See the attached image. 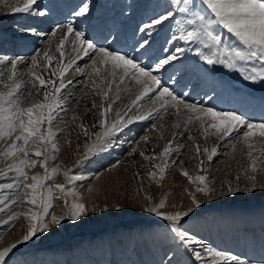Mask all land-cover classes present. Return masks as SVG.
Instances as JSON below:
<instances>
[{"label": "snow or ice", "instance_id": "snow-or-ice-1", "mask_svg": "<svg viewBox=\"0 0 264 264\" xmlns=\"http://www.w3.org/2000/svg\"><path fill=\"white\" fill-rule=\"evenodd\" d=\"M21 3L23 6H16L12 11L31 15L35 6L36 16L45 17L47 15L46 11L39 7L37 0H21ZM88 13L87 3H81L74 10L73 15L85 17ZM165 22H168L174 29L167 41L173 46L163 48L162 55L149 56L154 43L155 28L162 26ZM60 29H66L56 47L60 59L50 74L56 79H45L42 75L31 71V68L38 65L37 57L41 55L40 53H36L31 58V67L26 73L32 78L33 88L37 87L36 82L38 81L40 89L44 90L43 101L40 103L24 108L17 96L22 87V83L16 82L18 64L24 62V57L13 59L7 56L0 57V64L5 65L10 73L6 79L12 82L4 85L9 89L7 92H0V140L5 142L11 140L3 155L16 158L7 169L0 171V175L14 174L13 182L0 184V190H11L15 197L10 203H6L9 200L7 196L0 199V205H2L0 213H5L12 205L30 206L26 212H14L5 221L13 225L20 216H24L28 223L25 233L19 240L0 250V264H10L18 245L51 231L53 227L61 226L65 219L76 222L88 214L89 209L82 202V194H77L72 187L73 182L81 181L84 177L72 174V169L69 168L63 172L66 184H56L54 178L59 174L60 167L58 165L49 167V162L55 159V153L59 150V146L54 143L57 133L52 125L58 120L57 112L63 108L65 102L61 93L73 83L70 77L66 78V74L73 69L74 65H77V61L82 57H88L91 61L86 65V69L90 71L82 70L78 65L74 70L78 73L86 71L92 80L94 89L99 88L96 78L101 77V66H103L107 76L101 82L106 84V88H100L97 95L102 97L106 105L102 103L99 108V131L90 133V130L82 123L79 125L85 136L94 137V139L90 145H85L84 157L76 161L78 167H86L95 156L108 150L114 141L119 140V134L133 123L152 119L154 116L159 119L169 109H175L177 117L182 114L185 117V131L189 130L188 126L198 123L205 140L209 136L216 137L222 142L231 138L233 152L236 151L237 144L242 143L246 147V156L250 163L247 168L243 169V176L240 174L235 176V186L232 181H228L226 191L223 188L219 191L220 196L264 191V118L256 121L235 110H217L195 102H186L182 98L184 94H177L170 90L168 82L164 81L161 75L167 66L180 59V54L195 50L197 58L206 65L221 66L241 74L246 81L264 83V0H170L165 12L153 17L140 27L139 31L144 35L131 52L110 50L96 44L83 31L75 28L71 21L60 25L51 32V35L55 36L56 31ZM23 31L31 32L32 30L28 28ZM35 34L39 35V33ZM69 36L73 37L72 51L76 53V56L65 63V52L62 49ZM179 42L197 45V47L195 49L185 48ZM200 46L207 49V53L200 51ZM43 58L47 62L45 67L51 68L53 57L48 51L43 53ZM246 65L251 67H245ZM3 75L4 71L0 70V77ZM107 77H111V80ZM117 78L119 84H124L126 81L134 82L141 90L127 110H117L114 112V118H109L110 114H113V105L120 98L119 85L115 95H109ZM23 86L26 87V84ZM145 98L153 105L159 102L158 107L146 114L129 116L133 107H137L138 102L145 101ZM92 107H97L95 102ZM73 119L77 117L74 116ZM45 123L48 127L42 130ZM92 127L95 128L97 125L94 123ZM172 127L180 128L181 124L173 123ZM152 128L155 129V124ZM175 135L174 133L173 136ZM254 138H259L260 142L254 143ZM142 139L145 143L148 142L147 136ZM187 139L193 141L197 156L206 158L209 164L218 155L217 146L207 144L201 146L193 140L191 135H188ZM30 142L37 147V150L33 151L29 147ZM184 147L182 144L174 143V140H169L159 154L146 155L145 150L139 149V146L130 149L129 154L135 155L138 152L140 157L154 162L152 163L154 170L149 172V177L151 180L157 178L163 180L169 163L180 166L176 161H170L169 158L174 151L182 150ZM257 148L260 149L259 155H254ZM204 158L198 161L200 173L208 171L204 167ZM156 161L159 162L155 163ZM37 164L40 169H43V174L36 173L30 176L27 170L36 168ZM136 175L140 178L139 173ZM181 175L186 177L190 184L195 185L194 191H188L190 204L186 208L181 204L169 205L166 198L154 202L150 195L145 194L146 204L142 211L158 219L165 228L175 231L179 241L177 251L182 250L190 254L194 264H211L214 258H219L222 264H239L234 255L208 248L194 235L184 230V225L192 218V214L201 208V202L196 194L200 193L211 200L216 196L217 189L214 182H210L205 174H197L193 177L181 168ZM91 190V188L88 189V191ZM57 193L63 194L65 198L64 202L68 208L66 217L56 216L49 211L54 206L53 201L60 198ZM69 196L73 198L71 202L67 199ZM115 209L120 211L121 206L117 204ZM97 210L107 212L109 208L95 206L92 208V211ZM166 264H180L176 253L168 257Z\"/></svg>", "mask_w": 264, "mask_h": 264}, {"label": "rangeland", "instance_id": "rangeland-1", "mask_svg": "<svg viewBox=\"0 0 264 264\" xmlns=\"http://www.w3.org/2000/svg\"><path fill=\"white\" fill-rule=\"evenodd\" d=\"M46 1L47 4L51 3V0ZM74 1H77V3L79 1L80 4L81 1L82 3L86 2L89 8L93 7V9H95L90 15L89 13L87 14L89 15L88 19L82 24L83 27L79 29L81 31L85 30L83 31L85 34L91 31L100 33L107 30L109 22L112 23L115 20L114 11L117 9L119 16L121 15V19L117 25L119 26L123 20L124 23L122 22L123 25L122 28L120 26L119 33L114 35L115 38H112L113 42H116L118 39L125 36V31L128 30L131 18L143 25L153 17L165 12L170 2V0H129V2H127V0ZM46 8L50 10L48 6H46ZM136 8L137 12L135 11ZM73 12L71 14H73ZM107 17L108 23L105 20ZM83 18L84 17H76L75 21L77 23L81 22ZM166 23L167 22L162 26H157L155 28L153 46L156 45L157 39L160 38V33ZM118 26L111 28L112 30L114 29L112 33L118 28ZM172 31L173 28L171 26L162 39L167 42L170 38L169 33ZM133 34L136 39L142 36L139 35V31L136 32V34ZM89 36V39H92L94 34L91 33ZM140 40H138V43ZM109 42L110 40L104 41L102 45L105 46ZM179 43L183 47L186 46L183 42ZM157 44H159V42ZM135 46L136 45L133 44L134 48ZM192 46L193 49L197 47V45H191V48ZM157 47L158 46L156 45V49L154 48L156 51ZM199 50L207 53V49H204L202 46L199 47ZM22 51L23 53L26 52L24 50ZM19 52L18 49V53ZM246 66L251 67L250 65ZM215 68L223 70L224 74L231 73L233 77H236L239 81L238 83L244 82V95L250 93L249 95L251 96L256 95L257 97L264 99V96H262L264 95V83L245 82L242 75L233 70L220 66H216ZM6 83L11 84L12 82L4 80L0 86V92H7L9 90L4 87ZM200 94L197 95L201 96ZM119 97L120 98L114 105L123 102L121 94H119ZM132 114L133 113L130 115ZM125 119H127V117H125ZM143 121H137L133 123L132 126L130 125L128 128L124 129V131L119 134V140L124 137H135L136 130L134 128H138L139 124ZM54 126H56V124H54ZM99 130L100 129H98V131ZM157 137L158 139L155 140L150 148L152 153L155 154H159L164 147V145H161V135L158 134ZM92 139H94V137L89 138L83 135L81 139L83 141L82 146L78 151L74 152L73 155H70V158L58 150V152L55 153V159L49 162V167L58 165L60 169L62 168L63 170L71 168L72 174L82 175L84 177L81 181L73 182L72 187L77 194H82V202H84L89 209L88 214L81 218V220L85 219V222L78 225V227H85L77 231H72V227H69V225L73 222L65 219L61 226L52 229V231H54L53 233L57 235L61 234L63 237L58 239V236L55 237L51 235L54 238L50 236L45 237L50 239H45L46 241H43V239H41L42 234L34 237L28 244L18 245V248L14 250L15 255L10 264H166L168 257L173 253H176L177 258L180 260V264H194V262L191 261L190 254H186L182 250L177 251L179 241L178 235L174 230L165 228L162 222L153 218L150 214H147L146 218L133 217L137 219L131 220L130 218L132 217H129V214L126 213L127 211L123 213L121 210L117 211L115 205L119 204L121 206L125 203L127 204V202H124V199H126V201L130 200L129 204L133 203V207L137 205L143 207L146 204L144 196L145 194H148L153 198L154 202L166 198L169 205L181 204L186 208L190 204L188 191H194L195 185L190 184L184 176H182V179L179 182L172 184L168 183L166 175L170 173L169 166L171 163L168 165L163 180L157 178L156 180L150 179V182H146L145 180H142L141 182L138 177L136 179L134 172H138L141 167H144L146 176H149V172L154 170L153 168L150 169V166H148L150 165V162L142 160L144 158H141L140 161L132 160L130 163L123 161V157L116 156V150L119 149L118 143H113L108 150L95 156L86 167H78L76 161L84 157L86 152L85 145H90ZM246 151H244V155L246 154ZM174 153L178 154V159L180 160H178L180 166H177V175L181 174V168H183V170L185 169L190 175H192L193 172L191 173V170L193 171V167L195 168L196 164H190L189 162L196 161L199 156L192 152V150L189 149L186 151L184 148L182 150L174 151L173 154ZM223 153H225V155H221ZM258 153V149H256L254 155ZM218 154L219 155L209 164L210 170H212L211 168L219 169L217 176L215 175L214 178L212 177L210 181L214 182L217 189L216 196L209 200L200 193L196 194L201 203L206 202L205 205L207 208L197 209L195 213L192 214V218L188 223L184 225V230L189 234L194 235L208 248L221 250L234 255L237 260H241V264H247L248 262H251L252 264L255 262L258 264H264V260L258 259L259 261H253L250 259L252 255L260 256L261 258L264 257V201H259V203L252 205H249L248 203L258 197L264 196V191L258 190L259 194H255L254 196H248L243 192L239 194L236 193L235 195L220 196L219 191L222 188L226 191L228 181H232L233 186H235V176L237 174L243 176V169L247 168L249 163L246 165L241 163L238 164L239 162L237 163L238 165L235 164L238 160L237 154L231 149H218ZM185 158L188 162L184 161L182 164L181 160H185ZM244 158L247 157L243 156L242 159ZM158 162L159 161H156V163ZM113 165L116 166L113 167ZM38 166L39 165L37 164L36 168L28 169V174L30 176L36 173L42 175L43 170L40 172ZM59 175L60 172L55 176L54 183L66 184L64 175L63 182L60 183ZM229 175L231 179L229 178ZM96 176L99 178L95 180L94 177ZM164 181L170 186V190L166 196L160 197L148 192V185H156L160 187L162 185L159 184L164 183ZM10 182H13V179ZM89 188L92 190L88 191ZM133 192L135 195L131 198L130 194ZM57 195H59L60 198L53 201L54 206L51 207L49 211L53 214L54 209H56V216L66 217L68 208L64 202L65 198L63 194L57 193ZM168 197H172V199L167 200ZM67 199L71 202L73 198L69 196ZM259 199L261 200V198ZM94 206L97 208L108 207L109 210L107 212H101L99 210L92 211ZM28 207L30 206L21 205L17 210L18 212H26ZM131 213H135V211L132 210ZM9 216L11 215H9L8 212L1 214L0 221L3 222V224H7L5 221L9 219ZM109 218H111V220H108ZM95 220H98V223L95 222L91 224ZM80 221L78 222L80 223ZM27 223L28 221L24 216H20L11 227H17L19 224V234L22 232L24 234ZM15 236V234L12 235V237ZM197 247H199V245ZM0 250L3 249L1 248ZM217 259L219 258H214L211 263ZM217 263L219 264V262Z\"/></svg>", "mask_w": 264, "mask_h": 264}, {"label": "bare ground", "instance_id": "bare-ground-1", "mask_svg": "<svg viewBox=\"0 0 264 264\" xmlns=\"http://www.w3.org/2000/svg\"><path fill=\"white\" fill-rule=\"evenodd\" d=\"M52 1H56V3H54L55 4L54 6L51 5V3L47 4L46 0H37V4L39 5V7L45 10L47 13L45 17H38L35 14V6L33 7V12L31 15L27 13H15L14 11H12V9H14L16 6H23L21 0H0V57L7 56L9 59H13L16 57H24V62L18 64V75L16 80V82L22 83V87L20 91L17 93V96L22 101V106L24 108H28L33 104L40 103L43 101L44 90L40 89L38 81L36 82L37 87L33 88L31 83L32 78L26 74L28 69L31 67V58L34 55H36V53L41 54L40 56L37 57L38 65L35 68H31V71L42 75V78L45 79L48 78L56 79V77H51L50 74L55 69L57 63L59 62L60 57H59V53L56 52V47L64 31H66V29H60L59 31H56L55 36L51 35V32L57 29L60 25L67 24L69 21L73 23L75 28L80 29L83 27L82 24L86 22V20L88 19V16L93 11H95L93 7L92 8L90 7L89 15H86L81 22L77 23L75 21V18L77 16L71 13L73 12V10H76L78 5H80L79 1L77 3V1L74 0L72 1L64 0L59 5L57 2L58 0H51V2ZM46 6H48L50 10H48ZM120 16H119V12L116 9V11H114L115 20L112 23L109 22V27L107 28V30L100 33L91 31V32H87L85 35L89 38L90 37L89 35L93 33L94 36L91 40L98 45H102L104 41L110 40V42L107 45L105 46L102 45L103 47L108 48L110 50L131 52L134 49L133 44L137 45L139 38L142 37L144 34L143 32L139 31V35L142 36L136 39L133 32L130 30V27H128V30L125 31V36L118 39V41L113 42L111 37H112V31L114 29L112 30L111 28H115L118 26L117 24H119L118 22L121 19ZM105 20L108 23V17L105 18ZM129 24L133 28L137 27L138 30L140 28V25L142 26V24L133 20L132 18L130 19ZM28 28H30L32 31L31 32L23 31V29H28ZM35 33H39V35H36ZM72 40L73 37L69 36L68 40L65 41L64 48L62 49V51L65 52V56H64L65 63H67L70 59L76 56V53L72 51V47H73L71 43ZM158 42L159 44H157ZM156 45L158 46L157 51L155 50ZM156 45L152 46V49L149 52V56L153 54L162 55L163 53L161 50L163 48H172L173 46L172 44L167 43L162 38L157 39ZM185 48H191V44H186ZM18 49L20 51L19 53H18ZM22 50L26 52L23 53ZM45 51H48L49 55L53 57V64L51 68L45 67L47 63L43 58V53ZM90 63L91 61L88 59V57H82L80 60L77 61V65L79 66V68L86 71H90V69H86V65ZM77 65H74L73 69H70L69 72L66 74V78L70 77L73 83L69 85L67 89L62 91L61 95L64 98L65 102L63 104V108L58 110L57 112L58 120L54 121L52 125L53 130L57 133L54 143H56L59 146V150L63 154L69 156V158L70 155H73L74 152L80 149L83 143L81 139L84 133L83 130L79 127V125L82 123L85 127H87L90 130V133L97 132L99 129L98 127L99 108L102 103H105L106 105V102L102 100V97L97 95V92L99 91L100 88H106V84L101 82V80L107 76L106 72H104L103 70V66H101L102 69L101 77L96 78L99 88L94 89L92 80L86 74V71L78 73L74 70ZM173 65H175V67H173ZM0 70L4 71L3 77H0V86H1L4 80H7L6 78L10 73L6 69V66L2 64H0ZM161 75L163 80L168 82V87L170 88V90L174 91L177 94H182V93L184 94L182 98L185 99L186 102L189 103L195 102L197 104H202L203 106L214 107L217 110H221V109L235 110L237 113L243 114L245 117H248L256 121H259L260 119L264 118V99H262L261 97H257L256 95L251 96L249 95L250 93L244 95V91H243L244 82L238 83L239 81L236 79V77L234 78L231 75L230 79L233 81L232 82L225 76L227 75V73L224 74L223 70L219 69L218 72V70H216L215 67L213 66L208 67V65L202 63V60L197 58V54L195 50L180 54V59L172 62V64L167 66V69L163 70L161 72ZM107 79L111 80V77H107ZM244 81L247 82L246 80ZM24 84H26V87L23 86ZM118 85H119V94H121L123 102H121V104L113 105V114H110L109 118H114V112L117 110H127L132 105V98L134 99V97L141 90L138 86L134 84V82L130 83L126 81L124 84H119V79L117 78L116 82L113 83L112 85V92L110 93V95L112 96L115 95ZM197 94H200L201 96H198ZM93 102L96 103L97 105L96 108L92 107ZM158 105L159 102H157L156 105H153L150 101H147V98H145V101L138 102L137 107H133L132 111L129 112V116L132 115L134 116L141 113L146 114L150 110L154 111L155 108L158 107ZM175 111H176L175 109H169L168 112L162 116V118L157 119L154 116L152 119L144 120L142 123L139 124L138 128H134L136 130V134L135 137L133 138L124 137L119 141L116 142L114 141L115 144L117 143L119 144V149L116 150V156L123 157L124 158L123 161L127 163L132 162V160L140 161L142 157L138 155V152L135 155H131L129 154V150L133 148H138L139 146V149L145 150L146 155L153 154L150 148L151 145L154 144L155 140L158 139L157 137L158 134L161 135L163 141V142L161 141V145L165 146L169 140H174V143H179L184 145L185 146L184 150L188 151L190 149L194 153L196 152L193 146V141L187 139L188 135H191L193 137V140L196 143H199L201 146L207 144L209 146L215 145L218 147V149H223V150L231 149V138H229L227 141L222 142L218 140L216 137L209 136V138L205 140L203 138L202 131L199 130L198 123H194L193 125L188 126L189 130L185 131L184 130L185 117L183 116V114L180 117H177L175 115ZM131 113L133 114L130 115ZM74 116L77 117V119L74 120L73 119ZM177 122L181 124V127L180 128L172 127L173 123H177ZM94 123L97 125V127L95 128L92 127ZM54 124H56V126H54ZM153 124H155V129L152 128ZM47 127L48 126L45 123V125L42 126V130ZM174 133L176 134L175 137L173 136ZM144 136L148 137L147 143H145L142 139ZM253 142L258 144L260 142L259 138H254ZM10 143L11 140H8L7 142L0 140V171L7 169L8 166L12 164L16 159L15 157H5L3 155L4 151L6 150L7 146ZM29 147L33 151L37 150V147L32 145L31 142L29 144ZM257 149L259 152L260 149L259 148ZM246 150H247L246 147L242 143L236 145L235 152L237 154L238 160L235 164H237L238 162H239L238 164L241 163L245 165L247 163H250L247 158L242 159L243 156L247 157L246 154L245 155L243 154L244 151ZM177 153H174L170 157V161H176L178 163L179 157ZM221 155H225V153ZM255 155H259V153ZM201 158L204 157L199 156V158L196 161H192V162L189 160L190 164H196L195 168L193 167V171L191 170V173L193 172L192 176L194 177L197 174H205L209 177V181H211L212 177L214 178L215 175L217 176V172L219 169L211 168L212 170H210L209 163L204 158L205 159L204 167L207 168L208 171L205 173H200L198 171V161ZM181 161L182 164L184 163V161L188 162L186 158L185 160L183 159ZM152 163L154 162H150V165H148L150 166V169L152 168ZM169 169H170L169 171L170 173L166 175L167 182L170 184L179 182L182 179V175L181 174L177 175L178 174L177 166L171 163ZM42 170L43 169H40V172ZM63 172L64 170L61 168L59 175L60 183L63 182ZM134 173L135 175L137 173L140 174V178H139L140 181L142 178V180H145L146 182H150V178L148 175L146 176V171H144V167H141L138 172H134ZM13 176H14L13 173L0 175V184L8 183V181L10 182L13 179ZM96 177H94L95 180L97 179ZM136 179H137V175H136ZM167 182L164 181V183L159 184L162 185L160 187L156 185H152V186L148 185V192L152 195H157L160 197L166 196L168 194V191L170 190V186ZM245 194H247L248 196L250 195L254 196L255 194H259V191H255L251 194L250 193H245ZM134 195H135L134 192L130 194L131 198ZM5 196L9 198V200L6 201V203H10V201L15 198L14 193L11 190H0V199L4 198ZM259 198H261V200ZM171 199L172 197L167 198V200H171ZM129 201L130 200L126 201V199H124V202H127V204L125 203L124 205H121V212L123 213L127 211L126 213L129 214V217H132L130 218L131 220L137 219L133 217L146 218L147 213H144L142 211L143 207L140 205L133 207V203L129 204ZM259 201H264V196L258 197L257 199L252 200L251 202L248 203L249 205H252L259 203ZM205 204L206 202L201 203L200 209L207 208ZM17 209H18L17 206L12 205L6 212H8L9 215H12L14 212H18ZM132 210L135 211V213H131ZM55 212L56 209H54L53 212L54 215ZM1 214L4 213H0V215ZM108 220H111V218H109ZM97 221L98 220H95L91 224ZM84 222L85 219L81 220L80 223L76 221L70 224L69 227H72L71 228L72 231H77L85 227V226L78 227V225L83 224ZM9 226L11 227L12 225L3 224V222L0 221V249L1 248L4 249L5 247L10 246L13 242L19 240L23 235V232L19 234V229H20L19 224L17 227L10 228ZM52 229L51 231L41 236V239H43V241H46L47 239L49 240L50 238H45L49 236L50 237L58 236V239L63 237V235L61 234L57 235L53 233L54 231H52ZM13 234H15L16 236L12 237ZM29 242L20 245H25L28 244ZM250 259H252L253 261L258 259L264 260V257L261 258L260 256L252 255ZM237 261L239 262V264L242 263L241 260L239 259ZM217 262H219V264H222V262L219 259H217L216 261L214 260L211 264H216ZM247 264H252V263L248 262ZM254 264H258V263L255 262Z\"/></svg>", "mask_w": 264, "mask_h": 264}]
</instances>
